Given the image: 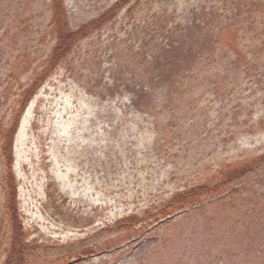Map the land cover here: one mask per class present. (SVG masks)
I'll list each match as a JSON object with an SVG mask.
<instances>
[{
  "label": "rangeland",
  "instance_id": "obj_1",
  "mask_svg": "<svg viewBox=\"0 0 264 264\" xmlns=\"http://www.w3.org/2000/svg\"><path fill=\"white\" fill-rule=\"evenodd\" d=\"M115 1L65 0V6L71 24L78 25L95 19ZM148 1L124 7L111 22L92 31L75 47L72 61L49 74L22 114L10 170L17 182L22 228L31 242L23 264H264V163L160 221L140 229L113 226L122 218H142L148 210L156 209L148 196L149 182H158L160 177L149 178L141 189L133 184L136 165L129 159L137 161L138 157L127 158L128 149L133 153L142 146L144 136L138 117L130 118L131 113L124 116L123 112L135 88L148 82L153 73H166V58L174 59L179 53L176 42L167 56L163 46L154 55L144 50L154 36L150 23L145 25L149 19L154 25L160 10L151 7L159 0H150V7ZM193 2L197 0H165L166 20L175 11L174 16L181 13V20L189 18L192 22L188 24H196ZM47 7L48 0H0L2 28L11 26V34L18 33L20 38L23 33L13 32L14 26L22 24L32 31L20 39L13 52L35 38L31 51L37 52L40 60L44 58L49 50ZM187 34V26L175 29L168 40L183 39ZM214 41L206 37L207 52L231 55L226 44L215 48ZM140 44L142 51L136 52ZM253 48L254 53H264L257 40ZM232 57L236 58L231 55L230 60ZM233 68L228 60L223 64L231 75L218 88L207 83L196 89L198 97L209 92L214 98L210 97L211 112L192 116L184 112L178 139L182 158L161 171L167 174L174 170L166 196L184 181L206 174L203 184L209 183V176L219 175L214 171L217 168L243 166L249 157L264 152V77H259L264 66L250 65L245 73L240 67L236 71ZM123 80L128 87L105 94V81L111 85ZM170 81L167 78L165 84ZM8 105L0 102L1 116L7 113ZM116 124L124 125V130L114 132ZM121 152L125 154L123 173L98 166L107 153L113 165L115 153L121 161ZM46 191L50 193L48 201ZM53 198L66 203L57 215L51 206ZM3 202L0 195V212ZM72 209L77 217L93 223L65 225L66 214ZM94 246H100L107 255L75 261L81 249ZM6 257V251L0 249V264Z\"/></svg>",
  "mask_w": 264,
  "mask_h": 264
},
{
  "label": "trees",
  "instance_id": "obj_2",
  "mask_svg": "<svg viewBox=\"0 0 264 264\" xmlns=\"http://www.w3.org/2000/svg\"><path fill=\"white\" fill-rule=\"evenodd\" d=\"M134 1L116 0L101 11L95 19L72 25L65 0H48L49 21L45 34L49 39V50L42 60L37 52L31 51L35 38L26 42L19 51H12L21 38L29 35L28 32H32L28 26L22 24L20 27L17 26L18 28L14 26L13 32L22 31L20 38L18 33L11 34V26L2 28L4 23L0 22V102L5 104L9 102L7 113L0 115V195L4 196V210L0 212V249L3 248L7 256L3 264H23V255L31 243L22 228L17 203V182L10 170L13 161V143L22 114L49 74L62 64L72 61L75 47L87 39L92 31L111 22L124 7L139 2L136 0L133 3ZM149 1L146 3L147 7H150ZM193 3L196 5L193 12L195 11L198 16L196 24L193 22L191 25L188 24L189 21L192 22L189 18L181 20V13L178 17L174 16L175 11L173 16L166 20L165 0H159L151 5V7H159L160 10L154 17V25L153 22L151 23L152 19H149L145 25L146 27L150 23V29L153 28L151 35L154 36L151 38L150 46L144 50L154 55L158 48L163 46L167 56L174 51L176 42L179 53L174 56V59L166 58L164 64L167 68L166 73L163 70L153 73L148 82L135 88L123 112L124 116L131 113L130 118L138 117L139 130L144 136L142 146L133 150V153L130 151L132 149H128L127 158L138 157L137 161L129 159L136 165L133 184L141 189L145 182H149L147 181L149 178L160 177L158 182L153 180L149 182L151 185L148 196L153 200L156 209L148 210L146 216L142 218L132 216L122 218L119 222L113 223L114 227L117 226L116 229H125V226L132 229H134L133 226H138L140 229L147 223L160 221L197 202L202 195L213 192L214 189L251 171L256 165L264 163V152L254 154L243 166L226 170L222 167L217 168L214 171H218L219 175L209 176V183L203 184L207 178H202L206 174H201L194 180L184 181L170 196H166V186L174 170L167 174L161 171L171 164H176L182 158L178 139L181 137L180 124L184 121V112L190 113L191 116L192 113L200 111L211 112L210 105L213 100L210 97L212 95L206 92L202 97H198L199 93L196 89L207 83L213 85L214 89L218 88L228 77L227 75H231L223 69V64H226L227 60L228 63H233L232 70H239L240 67L244 69V73L249 71L250 65H255L256 68L264 66V53L253 52L256 51L253 48L256 40L261 47H264V4L261 0H197ZM10 23L13 24L12 20ZM186 26L188 34L184 35L183 39L168 40V35L174 33L175 29L181 30ZM207 36L215 40L213 47L218 48L226 44L231 55L236 58L232 57L230 60L231 55L215 56L212 52H207ZM234 37L239 39L234 41ZM142 45L137 46L136 52L142 51ZM118 74L123 79V74L120 72ZM259 77H264V73H259ZM167 78H171V81L165 84ZM127 83L123 80V82L107 85L105 81V94H114L125 86L128 87ZM183 86L189 89H184ZM185 121L190 128V122L187 119ZM123 127L122 124H116L114 132L120 133V129L124 130ZM127 130L130 131V129ZM138 133L137 130L136 135ZM114 155V165L107 153L102 164L98 166L105 170L114 167L112 172L123 173L122 156L125 154L120 153L121 161L117 159L116 153ZM45 198L46 201L50 198V193L47 191ZM65 204L62 200L53 198L51 202L53 214L57 215V211ZM61 214L64 215V213ZM75 214L74 209L66 214L65 225H78L80 222L93 223L89 218L83 219ZM100 251L99 246H94L86 249L84 254L76 258L81 262L84 257H97L103 253V250ZM105 255L107 252L103 256Z\"/></svg>",
  "mask_w": 264,
  "mask_h": 264
}]
</instances>
